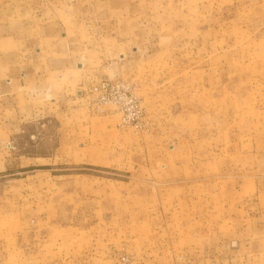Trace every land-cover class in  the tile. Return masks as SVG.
<instances>
[{
	"label": "rangeland",
	"instance_id": "374dc122",
	"mask_svg": "<svg viewBox=\"0 0 264 264\" xmlns=\"http://www.w3.org/2000/svg\"><path fill=\"white\" fill-rule=\"evenodd\" d=\"M37 53L71 60L81 97L129 84L142 117L79 127L72 146L44 131L29 151L45 157L28 167L54 171L22 172L25 151H11L0 264H155L163 246L187 261L185 248L229 236L227 264H264V0H0V70ZM236 205L259 218L246 245L226 222L215 234Z\"/></svg>",
	"mask_w": 264,
	"mask_h": 264
},
{
	"label": "crops",
	"instance_id": "0c3cea01",
	"mask_svg": "<svg viewBox=\"0 0 264 264\" xmlns=\"http://www.w3.org/2000/svg\"><path fill=\"white\" fill-rule=\"evenodd\" d=\"M70 62L71 60L69 62H65V60L54 61L49 66L43 56L37 53L36 57L22 62L19 68L0 70V171L12 163L13 158L10 156L14 152L11 153V151H25L22 152V155H18L19 158L28 162L26 166L21 168L22 172L54 171V168L49 166L28 167L35 165V161L45 157L29 151L38 147L37 141L45 137L44 131L55 136L56 139L53 138V140L58 141L59 145L65 143V145L72 146L78 141L79 127L86 134H88V128L90 132H93L99 128L109 131L112 127H122L120 126V114L114 106L99 105L95 103L92 95L86 94L81 97L79 91L71 92L75 69ZM81 66L82 64L78 63L76 71H82L79 69ZM75 86L77 85L75 84ZM23 137L27 139V143L21 146L19 140ZM86 138L88 137L86 136ZM60 148L57 147L56 150L58 151ZM5 154L9 158L5 159L3 157ZM215 194L217 195V193ZM212 202L214 208L218 206L215 201ZM242 211L245 210L238 205L228 208L231 215L224 210L227 215L217 219V228H215L217 238L222 235V233L218 234V229L226 222L231 232L240 235L241 240L238 239L239 242H243L245 245L249 243L248 241L258 231L256 227L259 226L256 221L259 218L249 212L243 214ZM206 220L207 218L202 219L201 223ZM200 233L202 231H198L196 236H200ZM232 238L233 236H229V240H224L222 244L217 246L203 245L201 248L197 246L185 248V253L188 256L187 261L176 259L175 249L163 246L153 250L158 256L153 263L194 264L195 257H201L203 253L212 251V249H214L212 253L217 256H212L213 259L208 257L204 264L207 261L212 264L214 262L227 264L229 257H231L229 261L232 263L233 253L239 251V248L231 249L229 247L231 246L229 241ZM204 242H215V237L207 235ZM171 253L174 257L170 255ZM192 253H198V255ZM199 263H203V259Z\"/></svg>",
	"mask_w": 264,
	"mask_h": 264
},
{
	"label": "built area",
	"instance_id": "2783aa9c",
	"mask_svg": "<svg viewBox=\"0 0 264 264\" xmlns=\"http://www.w3.org/2000/svg\"><path fill=\"white\" fill-rule=\"evenodd\" d=\"M88 92L99 105H112L120 114V126L138 127L142 117L141 103L129 84L122 81L100 80ZM10 146V145H8ZM115 264H129V258L122 255Z\"/></svg>",
	"mask_w": 264,
	"mask_h": 264
}]
</instances>
